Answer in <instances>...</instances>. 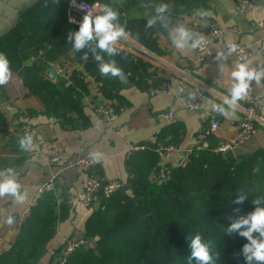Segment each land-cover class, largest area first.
I'll list each match as a JSON object with an SVG mask.
<instances>
[{
	"label": "trees",
	"instance_id": "16d2710c",
	"mask_svg": "<svg viewBox=\"0 0 264 264\" xmlns=\"http://www.w3.org/2000/svg\"><path fill=\"white\" fill-rule=\"evenodd\" d=\"M70 1L34 0L21 8L15 24L0 34V52L10 61L11 72L18 74L29 94L41 100L46 114L65 116L79 110L87 93L84 72L100 83L105 96L114 98L119 88L118 77L100 74L92 52L87 48L75 52L67 41L68 33L79 28L67 21ZM83 1L110 4L120 12V23L126 25L129 36L157 52L152 28L145 27L146 19L126 17L111 0ZM164 1L170 4L171 0ZM205 1L177 0L170 12L187 13L205 7ZM36 48L48 49L49 60L68 50L83 55L87 51L93 59L84 63L83 71L75 69L68 77L58 75L52 81L42 76L49 67L47 61L26 64ZM102 55L105 61L115 59L137 89L147 90L145 80L152 66L123 49L115 57ZM169 128L174 129V124ZM176 131L180 132V127ZM212 138L205 140L207 146L192 147L183 164L169 166L166 181L160 174L158 143L145 144V150L131 154L126 162L130 193L119 189L108 199H100L82 234L94 247L78 250L68 264H197L189 261L190 241L197 233L209 243L212 252L220 253L217 264H244L238 254L247 241L238 233L226 234V228L238 215L234 209L241 213L252 211V200L264 196V150L248 159L225 158L222 152L215 151L217 143ZM160 140L157 136V142ZM166 143L178 144L173 140ZM241 190L248 197L237 205L234 201ZM54 205L50 192L37 199L29 216L20 223L12 245L0 255V264H37L59 218Z\"/></svg>",
	"mask_w": 264,
	"mask_h": 264
},
{
	"label": "crops",
	"instance_id": "0c3cea01",
	"mask_svg": "<svg viewBox=\"0 0 264 264\" xmlns=\"http://www.w3.org/2000/svg\"><path fill=\"white\" fill-rule=\"evenodd\" d=\"M33 1L0 0V34L11 28L17 20L19 10ZM111 1L122 8L126 17L146 20L154 15L157 5L167 4L164 0ZM176 1L171 0L170 4H167L169 11L165 18L152 27L157 52L150 49L149 51L160 59L161 65L165 66L161 67L152 60L137 57L152 66L145 80L148 87L167 81L170 84V89L167 91L150 95L147 90H139L134 84L129 88H123L118 79L119 88L115 92V97H108L101 92L100 83L84 72L87 93L82 98L80 111L77 110L79 113L71 111L62 116L59 113H44L41 100L28 93L17 73L12 72L10 81L0 87V171L13 169L16 179L23 186L21 191L27 192V199L23 204L14 203L8 196L0 198V210H2L0 211V255L12 245L20 227L21 213L32 203L35 204L45 193L36 198L38 187L49 180H53L54 189L46 193L53 194L55 214L59 218L52 237L46 243L45 252L37 264H54L63 242L75 234H84L86 221L96 209L94 206L82 203L80 177L74 165L79 153L86 151L96 153L97 174L104 178H116L123 185L129 186L127 159L131 154L145 150L133 151L128 155L127 151L130 147L149 143H158L159 147L175 146L166 142L176 141L178 144L175 147L178 148V152L159 162L160 174H162L164 165L177 166L185 162L188 150L197 145V132L207 127L213 119H218L221 123L217 136L212 138L217 146L236 132L240 118L239 111L234 114L229 112L225 116L215 112L212 105L222 103L232 82L231 71L239 62L233 56L222 65L221 62L215 61L217 51L222 50L216 42L210 44L214 57L209 62H201L194 50L186 53L174 50L168 30L176 27L177 24H184L193 31L204 30L211 23L224 28L234 26L238 32L228 33L224 38L225 43L232 40L247 45L251 50V57L247 61H251L253 67H264V27L256 24L257 20H264V0H253L254 3L259 1L260 5H254L253 9L246 13L238 9L235 0H206L205 7L200 6L183 14H173L170 10ZM201 10L206 13L204 17L196 15V12ZM36 49L40 59L47 61L49 66L42 74L47 78L50 68L55 69L56 77L58 75L68 77L75 69L83 71L84 63L93 59L92 56H88V59L84 60L83 54L68 50L64 55L53 54L52 59L46 60L41 55L45 48ZM59 69L62 70V74H58ZM174 69L182 71L185 78H180ZM179 81L184 82L185 86L180 85ZM251 87L252 90L248 95L264 97V79L259 86L253 81ZM197 90L202 91L201 107L197 112H188L184 108V100ZM97 99L113 102L124 107V111L112 123H104L91 109L92 101ZM244 101L245 99L241 100L239 105ZM119 102L122 104L120 105ZM7 107L16 109V112L9 113ZM28 110L36 113L29 115ZM168 110L175 115L173 121L167 122L157 116L160 112ZM21 123H27L34 129L41 150L44 151L50 146L61 149L65 155L64 161L61 164H50L41 157L22 150L19 146L20 137L7 130L11 124ZM173 124L175 130L169 128V125ZM179 127L180 132L176 131ZM173 133H176V136ZM157 136L161 138L158 142ZM204 146H207V143H204ZM261 149L264 150V101L261 104L260 121L256 124L255 134L249 140L236 145L232 151L235 158L248 159ZM129 189L128 193H130ZM9 216L13 218L11 224L7 223Z\"/></svg>",
	"mask_w": 264,
	"mask_h": 264
},
{
	"label": "clouds",
	"instance_id": "9594fccd",
	"mask_svg": "<svg viewBox=\"0 0 264 264\" xmlns=\"http://www.w3.org/2000/svg\"><path fill=\"white\" fill-rule=\"evenodd\" d=\"M75 5V0H72ZM80 7L86 8V5ZM95 12L88 11L83 15L77 31H70L67 41L72 44L73 51L78 52L88 49L94 54L95 61L98 62V69L102 76L119 77L122 69L115 59L104 60L102 54L108 57H115L120 54L117 47L121 40H128L130 33L126 30V25L120 23V12L115 10L110 4L93 5ZM169 11V6L160 3L154 9V15L146 22L145 27L151 29L158 22L165 18ZM196 15L204 17V11H197ZM169 39L174 50L181 53L193 51L201 48L206 43V37L198 32H194L184 24H177L176 27L168 30ZM226 52L219 50L214 57L215 61L227 62L228 58L237 52V44L229 40L225 44ZM88 59L86 51L82 57ZM222 71V69H221ZM231 84L227 89V95L223 97L221 104L213 103V110L219 114L227 116L230 112L234 114L239 106V102L247 98L252 90V82L259 86L264 79V67H253L251 61L236 63L231 71ZM12 78L10 61L7 56L0 52V87L6 85ZM226 106V107H225ZM19 146L24 151H33L36 145L33 142L32 134H25L19 139ZM94 159H98L96 153L91 154ZM21 183L18 182L13 169L8 168L0 171V198L11 197L16 204H23L27 199V192L21 191ZM247 193L241 190L234 201L235 204H243L247 199ZM254 208L247 213H241L240 209H234L238 215L226 228V234L238 233L247 242L242 246L238 256H242L244 264H264V196H258L252 200ZM2 211V210H0ZM13 218L7 217V223L11 224ZM189 261L195 260L197 264H217L220 260L219 252H212L209 243L204 242L201 234L197 233L190 241Z\"/></svg>",
	"mask_w": 264,
	"mask_h": 264
},
{
	"label": "built area",
	"instance_id": "2783aa9c",
	"mask_svg": "<svg viewBox=\"0 0 264 264\" xmlns=\"http://www.w3.org/2000/svg\"><path fill=\"white\" fill-rule=\"evenodd\" d=\"M236 6L240 11L246 13L251 11L254 7L253 0H235ZM81 5H86V8L80 7ZM93 5H103L99 1L86 2L83 0H75V5H73L72 0L69 2L67 7V21L71 24L79 26L82 21L83 15L86 14L87 10L95 12L96 9ZM256 24L258 26L264 27V20H257ZM194 32H198L206 37V43L199 49L194 50L199 57L201 62H209L213 59L214 54L210 50V44L216 42L221 46V49L226 52L224 38L229 32H237V28L232 26L228 28L220 27L215 23L209 24L206 29ZM238 46L237 52L232 56L238 62L247 61L251 57V50L245 44L240 42H235ZM118 48L123 49L131 53L135 57L145 58L147 60H152L161 65L162 62L156 56H154L149 49L138 43L131 36L128 40H121ZM58 72H62L61 69ZM174 72L179 75L180 78H185L182 71ZM180 85L185 86L184 82L179 81ZM170 89V84L167 81L160 82L156 85H150L147 88V92L150 95H156L163 91ZM201 97L202 91L197 90L192 96L187 97L184 100V108L188 112H197L201 107ZM264 101V97L258 95H248L245 101L238 106V111L240 113V118L237 123L236 132L229 138L221 141L216 147L215 151L224 152L227 150H232L236 145H239L247 140H249L256 131V124L260 121V111L261 104ZM91 109L93 113L104 123L110 124L115 121L118 116L124 111V109L113 102L106 100H94L91 103ZM159 118L171 122L174 120V113L170 110L160 112L157 115ZM221 127V123L218 119H213L207 127L199 129L197 132V145L196 148H201V144L206 143L205 140L209 137L217 136ZM8 132L16 135L17 137H22L25 134L33 135V142L36 145L35 150L29 151V154L41 157L44 161L50 164H61L65 155L61 149L56 146H50L44 151L41 150V144L37 139L34 129L27 123H21L19 125H9ZM144 145H136L129 148L127 154L130 155L131 152L143 149ZM157 153L160 160H165L172 154L178 152V148L175 146H165L158 147ZM191 149L188 150L190 152ZM90 152L79 153L75 160L74 165L78 170V175L80 177V184L82 190V203L87 206H93L95 204H100V199H108L113 193L121 189L123 183L116 178H104L97 174L96 166L97 160L93 158ZM162 179L166 181L169 177V166H163ZM54 189L53 180H49L41 183L36 192V198L46 191H51ZM34 205L32 203L29 205L20 215V223L29 216L30 208ZM104 207H101L103 209ZM92 242H89L85 237L74 235L67 238L62 246L60 247L58 254L55 258L54 264H68L70 258L78 250L87 249L91 246Z\"/></svg>",
	"mask_w": 264,
	"mask_h": 264
},
{
	"label": "water",
	"instance_id": "95a60500",
	"mask_svg": "<svg viewBox=\"0 0 264 264\" xmlns=\"http://www.w3.org/2000/svg\"><path fill=\"white\" fill-rule=\"evenodd\" d=\"M254 5H260V2H259V1H256V2L254 3ZM56 74H57V73H56L55 69H54V68H50L49 71H48V78H49L50 80H53V79L56 77ZM118 79H119L120 84H121V86H122L123 88H129V87H131L132 84H133V83L131 82L129 76H128L125 72H123V71H122V75L119 76ZM6 109H7V111H8L9 113H11V114H14V113L16 112V109L11 108V107H7ZM223 156H224L225 158H232V159L235 158V155H234V153H233L232 150L224 151V152H223ZM128 188H129V186H128L127 184H125V185H123V186L121 187L122 190H128ZM94 207H95V209H97V205H96V204L94 205ZM136 210H137V209L135 208V211H136ZM147 217L150 218V216H147ZM96 254H97V253H96Z\"/></svg>",
	"mask_w": 264,
	"mask_h": 264
},
{
	"label": "rangeland",
	"instance_id": "374dc122",
	"mask_svg": "<svg viewBox=\"0 0 264 264\" xmlns=\"http://www.w3.org/2000/svg\"><path fill=\"white\" fill-rule=\"evenodd\" d=\"M41 55H43V56L45 57V59L48 60V59L50 58V55H51V54H50L47 50L44 49V51L42 52ZM72 57L74 58V56H72ZM63 59H64V58H63ZM39 60H41V59H40V57H39V55H38V53H37V49H34V50H33V53H32V57L26 62V64H27V63H28V64L36 63V62H38ZM61 61L64 62V60H62V59H61ZM92 246L94 247V243L92 244Z\"/></svg>",
	"mask_w": 264,
	"mask_h": 264
},
{
	"label": "bare ground",
	"instance_id": "6f19581e",
	"mask_svg": "<svg viewBox=\"0 0 264 264\" xmlns=\"http://www.w3.org/2000/svg\"><path fill=\"white\" fill-rule=\"evenodd\" d=\"M238 32V31H237ZM237 32H234V34H236ZM229 33H233V32H229ZM61 72H58V74H60ZM62 74V73H61ZM98 100V99H97ZM94 101V100H93ZM122 107V106H120ZM124 109V107H122ZM123 186V185H122ZM97 205V208L99 207V204H96ZM94 206V205H93ZM101 208V207H100ZM75 235H78V236H82V234H75ZM74 236V235H73ZM88 240V239H87ZM89 242H91L90 240H88Z\"/></svg>",
	"mask_w": 264,
	"mask_h": 264
}]
</instances>
